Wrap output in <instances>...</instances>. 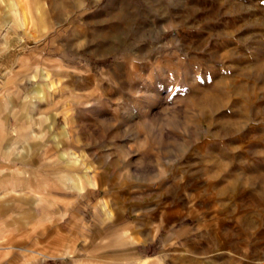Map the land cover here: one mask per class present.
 I'll return each instance as SVG.
<instances>
[{
    "label": "rangeland",
    "instance_id": "rangeland-1",
    "mask_svg": "<svg viewBox=\"0 0 264 264\" xmlns=\"http://www.w3.org/2000/svg\"><path fill=\"white\" fill-rule=\"evenodd\" d=\"M0 64V264L263 257L264 0H0Z\"/></svg>",
    "mask_w": 264,
    "mask_h": 264
},
{
    "label": "crops",
    "instance_id": "crops-1",
    "mask_svg": "<svg viewBox=\"0 0 264 264\" xmlns=\"http://www.w3.org/2000/svg\"><path fill=\"white\" fill-rule=\"evenodd\" d=\"M40 89H43V88H38L37 90H35V94H36V91H38V90H40ZM37 95V94H36ZM42 95V94H41ZM38 96V95H37ZM72 180H74V178H72ZM14 187H16V186H14ZM17 191H20V190H15V189H13L12 188V190H11V192H17ZM29 208V207H28ZM21 211V210H20ZM20 211H18V213H20ZM33 212V208L32 207H30V209H29V212L28 213H32ZM41 213V212H40Z\"/></svg>",
    "mask_w": 264,
    "mask_h": 264
},
{
    "label": "bare ground",
    "instance_id": "bare-ground-1",
    "mask_svg": "<svg viewBox=\"0 0 264 264\" xmlns=\"http://www.w3.org/2000/svg\"><path fill=\"white\" fill-rule=\"evenodd\" d=\"M1 64H3V63H1ZM1 64H0V70L3 68V65H1ZM2 70H4V69H2ZM4 73H6V72H4ZM43 92H44V89H40V90L36 91V94L40 96L41 94H43Z\"/></svg>",
    "mask_w": 264,
    "mask_h": 264
},
{
    "label": "built area",
    "instance_id": "built-area-1",
    "mask_svg": "<svg viewBox=\"0 0 264 264\" xmlns=\"http://www.w3.org/2000/svg\"><path fill=\"white\" fill-rule=\"evenodd\" d=\"M257 264H264V255H263V257L258 261Z\"/></svg>",
    "mask_w": 264,
    "mask_h": 264
}]
</instances>
